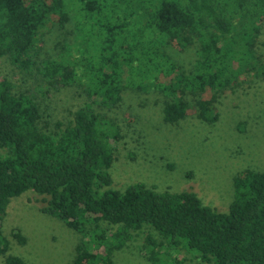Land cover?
<instances>
[{
  "label": "trees",
  "instance_id": "1",
  "mask_svg": "<svg viewBox=\"0 0 264 264\" xmlns=\"http://www.w3.org/2000/svg\"><path fill=\"white\" fill-rule=\"evenodd\" d=\"M263 23L264 0H0V60L34 78L39 92L15 93L0 78V259L28 264L7 256L1 223L12 199L33 191L46 197L44 214L82 235L71 264H114V254L141 234L140 254L152 264H187L175 257L181 252L200 264H264V171L235 176L226 212L192 192L142 183L113 189L120 133L97 110L116 108L131 88L159 93L166 123L192 111L216 123L220 92L245 76L264 80ZM51 27L63 40L57 57L42 58ZM192 44L196 61L187 72L167 49ZM62 86L84 102L65 128L48 129L38 99ZM205 92L212 99H188ZM11 237L27 243L18 230Z\"/></svg>",
  "mask_w": 264,
  "mask_h": 264
},
{
  "label": "rangeland",
  "instance_id": "2",
  "mask_svg": "<svg viewBox=\"0 0 264 264\" xmlns=\"http://www.w3.org/2000/svg\"><path fill=\"white\" fill-rule=\"evenodd\" d=\"M53 30L51 27L43 38L42 58L58 56L56 44L63 39L60 30L56 34ZM257 46L264 63V29ZM167 52L183 70L188 72L194 67V44L182 52L170 46ZM3 77L10 81L15 93H39L34 78L20 73L5 59L0 60V78ZM212 94L190 95L188 99L195 104L200 99H212ZM40 97L42 126L48 122V129L58 123L65 128L72 120L71 113L84 102L71 86L51 89L46 98ZM163 103V97L155 91L127 88L116 108L97 109L117 125L120 133L111 169L112 188L124 190L142 183L157 192H192L205 205L219 212L228 211L235 176L245 170L264 171V80L245 76L236 87L220 92L212 107L219 116L214 124L200 120L196 111L177 124L166 123ZM45 198L27 191L12 199L1 223L10 241L7 256L19 257L28 264H71L82 235L60 219L44 214L41 209ZM13 230L26 238L25 245L11 237ZM141 235L114 254V264H152L140 254ZM175 257L184 258L187 264H200L184 252ZM0 264H6V256Z\"/></svg>",
  "mask_w": 264,
  "mask_h": 264
}]
</instances>
